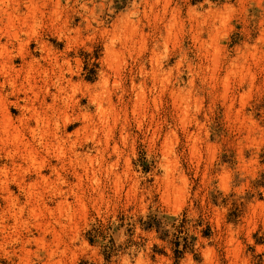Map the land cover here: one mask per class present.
<instances>
[{
	"label": "rangeland",
	"instance_id": "1",
	"mask_svg": "<svg viewBox=\"0 0 264 264\" xmlns=\"http://www.w3.org/2000/svg\"><path fill=\"white\" fill-rule=\"evenodd\" d=\"M4 7L3 42L18 31L31 55L73 66L75 114L61 130L67 124L75 139L87 126L77 148L96 170L117 162L121 179L101 170L99 182L79 181L52 151L39 159L45 186L35 168L1 152L9 190L0 185V264H264V0H0ZM97 96L111 112L108 129ZM10 115L18 125L20 112ZM165 140L185 180L163 200Z\"/></svg>",
	"mask_w": 264,
	"mask_h": 264
},
{
	"label": "bare ground",
	"instance_id": "2",
	"mask_svg": "<svg viewBox=\"0 0 264 264\" xmlns=\"http://www.w3.org/2000/svg\"><path fill=\"white\" fill-rule=\"evenodd\" d=\"M5 8V7H4ZM0 8V16L8 15L6 8ZM7 40L3 42L0 34V106L2 107V117L0 118V155L4 152L6 158L13 164L12 166L22 167L27 163L35 168L37 179L46 183L43 171L46 167L45 159L39 161L41 154L51 155L55 152L57 162L66 158L72 166L76 167L77 179L82 181L86 176H92V181L99 182L98 172L103 170L107 176H112L118 183L121 176L115 171L117 162L110 163L105 160L99 165L98 170L92 168L90 155L79 151L77 142L78 134L87 132V126L76 131L75 139L67 136L66 129L62 132V123H69L75 114L76 103L75 93L79 84L73 80V66L69 61L62 63L51 54H47L43 61L31 55L25 48L20 33L6 31ZM8 35L13 41H10ZM17 55L14 53L15 44ZM17 56L22 58L23 65L20 70L15 67ZM69 75V77L67 76ZM108 79L103 80L107 82ZM86 94L91 96L87 88ZM98 104L99 121L105 129H108L111 112L105 106L104 101L97 96L94 97ZM14 107L20 112L18 125L14 126L10 115V108ZM78 117L88 118L86 114H78ZM189 139L193 140V132H189ZM66 146L68 149L66 150ZM174 149L165 140L162 145L161 167L165 174L162 180L157 182L162 199H167L171 194L177 193L176 182L185 180V176L175 177V164L171 155ZM49 168L57 171V164L52 165L49 161ZM78 168L81 170L79 171ZM7 170V164H0V185L3 190H9V185L2 178ZM25 180L23 179L21 184ZM136 185V183L134 184ZM70 193H75L73 188H69ZM59 192H65L62 188ZM180 197L177 195L176 199ZM67 200L64 201V203ZM14 203V202H11ZM15 221L22 219L21 213L12 215Z\"/></svg>",
	"mask_w": 264,
	"mask_h": 264
}]
</instances>
